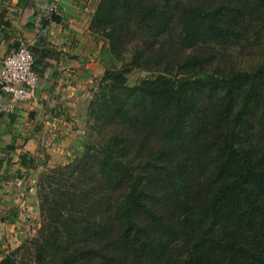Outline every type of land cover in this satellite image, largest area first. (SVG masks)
<instances>
[{
	"label": "trees",
	"instance_id": "16d2710c",
	"mask_svg": "<svg viewBox=\"0 0 264 264\" xmlns=\"http://www.w3.org/2000/svg\"><path fill=\"white\" fill-rule=\"evenodd\" d=\"M258 23L264 0H99L107 67L84 153L50 170L39 229L0 264H264V55L224 69L218 49L261 46ZM134 68L147 76L131 86ZM208 153L225 177L213 203L186 184ZM186 237L190 252L169 254Z\"/></svg>",
	"mask_w": 264,
	"mask_h": 264
},
{
	"label": "crops",
	"instance_id": "0c3cea01",
	"mask_svg": "<svg viewBox=\"0 0 264 264\" xmlns=\"http://www.w3.org/2000/svg\"><path fill=\"white\" fill-rule=\"evenodd\" d=\"M98 1L60 0L48 15L53 0H0V64L27 43L39 74L34 100L0 114V259L39 209L36 190L21 197L17 179L80 146L81 105L103 73L102 41L89 27Z\"/></svg>",
	"mask_w": 264,
	"mask_h": 264
},
{
	"label": "rangeland",
	"instance_id": "374dc122",
	"mask_svg": "<svg viewBox=\"0 0 264 264\" xmlns=\"http://www.w3.org/2000/svg\"><path fill=\"white\" fill-rule=\"evenodd\" d=\"M97 5V4H96ZM94 16V13L92 14ZM92 21V17L90 20V23ZM89 23V27H90ZM255 30L259 31V35L256 37L257 38V44H261V46H254L251 45L250 43L253 42V37L248 35L245 37V41L241 39L239 46L230 48L231 46H218V49L221 51L222 54V65L225 67L224 69H228L230 67H238L242 69H250L258 60L264 55V23H258ZM92 32V31H91ZM92 34L97 37L96 33ZM102 41L100 37H97ZM255 43V39H254ZM229 47V48H228ZM99 61L100 64L103 67V73L99 76H97L95 79H93L92 83L89 85L87 88V93L85 96V100L82 102L81 105V114L79 116V126H78V131H79V137H80V146L76 148L74 151H68L65 152L61 155H58L56 157H51V158H43L42 162H40V165L37 166L36 170L34 171L33 175L35 178V190L37 193V190L39 188V185L43 182L44 178L50 174V170H54V168L58 166H62L65 164H69L71 162L75 163V159L78 157L80 158L82 154L84 153L85 150V144L86 141L89 139V134L91 133V128L89 127L91 124L94 123V119H89L87 115V108L89 103L94 100L95 98H98L99 95L101 94L100 87L97 86L98 83L101 81L103 78L105 72L104 70L107 67V62L105 59L102 61L100 55H99ZM117 67L121 66V63H116ZM231 65V66H230ZM113 64H110L109 67H112ZM147 76V73L143 71L140 68H134L132 69L126 76V82L128 85H134L137 82H139L141 79H144ZM240 98H237V101ZM214 125H216L214 123ZM213 125V126H214ZM221 126V131H225L228 129L229 126L220 125ZM214 157V153L210 152ZM207 154L206 157H204L203 161L199 164L194 163L192 166V169L190 170V177L188 176L186 184L187 187L189 188V195H195L197 193L198 196L196 198L197 201L202 202L205 200L211 201L213 203V196L216 194L217 188L223 183L225 177L223 172L220 169L216 168V161L217 159L214 157H210L209 154ZM218 162V161H217ZM100 165L101 163L97 160L96 161V168H94V174L96 177H99L101 175L100 173ZM189 164H183V165H173L174 166V171H185V168H187ZM198 173L200 176V179L197 180L196 176ZM199 188H202V190H199ZM214 201H216V198H214ZM177 212L173 215V221L175 225L178 228H187L189 227L190 229L194 228L192 227L191 221L187 220L185 223H182L179 225L176 224L175 222V217H176ZM222 223V216H220V222L215 223V226L217 227ZM218 224V225H217ZM40 227V212L38 209V213L36 216L32 219L29 220L21 227V233L18 234V236L12 240L9 241L8 247L6 249V252H10L17 247H19L22 243H24L25 240L28 238H31L37 230ZM8 242V241H7ZM192 245L194 246L193 241H190L188 237L184 239L180 244H175L174 247H170V253L171 255H179V254H186L187 252H190V249L192 248ZM199 248L203 251V248L199 246Z\"/></svg>",
	"mask_w": 264,
	"mask_h": 264
},
{
	"label": "built area",
	"instance_id": "2783aa9c",
	"mask_svg": "<svg viewBox=\"0 0 264 264\" xmlns=\"http://www.w3.org/2000/svg\"><path fill=\"white\" fill-rule=\"evenodd\" d=\"M60 0H53L48 15L56 12ZM39 87V74L29 44L23 43L5 56L0 64V114L12 112L19 102L34 100ZM21 197L35 188V178L24 174L16 181Z\"/></svg>",
	"mask_w": 264,
	"mask_h": 264
}]
</instances>
